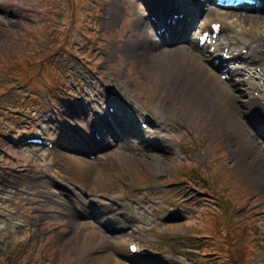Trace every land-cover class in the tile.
I'll use <instances>...</instances> for the list:
<instances>
[{"label": "rangeland", "instance_id": "1", "mask_svg": "<svg viewBox=\"0 0 264 264\" xmlns=\"http://www.w3.org/2000/svg\"><path fill=\"white\" fill-rule=\"evenodd\" d=\"M111 1L0 0V214L25 225L17 231L7 225L0 229V264H98L92 259L99 258L100 252L86 256L94 241L106 244L117 262L133 264L117 250L115 235L106 226L93 217H80V223L69 225L67 217H56L54 208L44 205L45 187L23 181L21 174L52 172L51 181L58 189L49 190H65L70 176L57 153L14 144L24 135L49 137L44 129H49L50 118L61 125L74 121L70 107L74 102H94L92 113H107L108 86L117 96L113 100L126 98L125 90L129 92L128 102L140 110L138 121L156 129L152 117L154 105L159 104V85L151 81L155 76L150 67L144 71L141 59L126 61L129 44L136 41L130 30L131 13H141L144 2L124 0L126 5L115 0L117 9L111 14ZM109 15L111 22L106 21ZM227 34L223 32L221 42ZM253 69L264 73L263 67ZM243 77L235 76L233 82ZM162 95L176 114V119L165 121L172 128L166 139L177 155L159 165L139 156L126 163L128 172L116 171L126 179L115 190L122 198L115 203L104 199L105 204L130 202L133 210L147 205L140 220L121 231L127 235L120 246L127 250L135 241L140 249L153 251L146 259H159L156 264H168V259L180 260L178 264H264L263 176L259 180L247 169L244 155L237 151L239 142L216 137L210 127L175 105L172 92ZM8 126L15 130L14 137L5 138L11 136ZM69 147L64 146L73 153ZM7 149L17 152L11 151L9 157ZM112 152L120 155L113 146L97 150L91 159ZM11 172L22 180L14 181ZM92 185L94 191L101 188L100 183ZM88 194L85 199L94 197ZM197 197L206 200L196 205ZM191 199L195 201L189 204ZM181 210L189 215L184 220L177 215ZM45 211L52 215L41 216Z\"/></svg>", "mask_w": 264, "mask_h": 264}, {"label": "bare ground", "instance_id": "2", "mask_svg": "<svg viewBox=\"0 0 264 264\" xmlns=\"http://www.w3.org/2000/svg\"><path fill=\"white\" fill-rule=\"evenodd\" d=\"M209 2L210 0H144L146 7L143 11L131 14L130 30L136 37V41L129 44L132 48L126 61L136 59L138 62L141 59L140 64L144 71L148 72L151 68L155 76V80L151 81H156L159 85V104L154 105L156 110L152 117L154 121L152 125L156 129H152L149 136L138 132L132 126L133 122H136L135 116L140 110L132 102L127 101H130L131 96L126 90L128 104L121 100L117 102L116 106L121 107V111L114 115L109 114L111 111H108V113L92 116L91 113L94 109L91 105L92 102L86 105L80 101L74 102V104H70L76 114L74 122L67 125L69 126L67 130L60 124H55V132L49 134L50 140L55 142L53 149L57 153L59 161L67 165L69 181L73 184V186L66 187L68 199L49 190V187H55L50 180L40 181V176L36 175L23 176V181H29V185H41L48 190L44 205L54 208L52 211L56 217H67L69 225L78 224L80 217L88 216L106 226L108 231L115 235L113 240L116 242L117 250H120L133 264H156L157 261H160L159 259L155 260L154 257L147 260L145 257L138 256L139 250L136 254L132 253L130 245L134 244V241L128 244L127 250L119 244L125 243L123 239L127 233L121 232L124 227L130 225L133 227L129 219H140L143 216L142 210H147V205L145 203L144 206L133 210L130 202L123 203V206L119 207V202L116 205L105 204L104 199L112 200L115 203L116 200L122 198L116 194L115 190L126 179L124 175H117L116 171L128 172L127 162L134 163L139 159V156H143L144 161H151L159 165L168 163L169 158L177 155L176 150L166 140V137L172 132V128L165 121L166 118L176 119V114L172 110V105H169L168 97L161 99L162 94L167 92L175 94V105L183 107L187 115L192 114L205 128L210 127L216 137L232 138L239 142L240 147L237 151L244 155L247 169L259 175L257 176L259 180L260 176H263L264 179V110L261 109V106L264 105V88L255 80L257 78L264 79V74L261 75L260 72L253 69L254 66L264 67V14L245 12L230 14L210 7ZM110 5V13L113 14L117 9V1H111ZM156 14L163 18L174 14H185L184 18L177 19V25L172 27L171 45L173 46L171 47H165V43H161L158 39L157 28L151 19V16ZM188 17H192L193 20L189 22ZM198 17H203L199 35L204 30L210 29L213 22H223L222 31L216 44L211 45V47H215L213 53L209 50L205 51L198 42L195 43L188 37L189 30ZM106 21L111 22V15ZM143 27H145L144 30ZM223 31L228 32L229 37L225 41L219 42ZM128 41L131 40L128 39ZM238 47L241 49L236 52ZM246 47L248 48L247 53L241 55V51ZM226 49H228L227 54L231 55V59H234V62L230 63L234 66L230 68L228 65L221 71L222 65L215 67L213 59L221 58L226 53ZM220 53L222 54L219 57ZM237 60H241V64L238 66L235 65ZM242 70L247 71V75L250 77L233 82L232 76L234 77L236 74L242 76ZM226 73H229V77L223 80L222 75ZM257 90H261L259 96L255 95ZM106 91L111 93V87L108 86ZM171 101L173 102V100ZM107 102H113V100L110 99ZM128 121H131V125L128 124ZM237 132L244 136L245 141ZM96 134H101L103 143L107 146L116 145L115 150L119 151L120 155L117 156L118 154L112 152V154L91 160L89 155L94 154L100 147L99 141L95 137L92 138ZM131 136H136L138 140H131ZM58 140L63 144V148L58 145ZM65 144L72 145L76 153H69L64 149ZM115 156L116 159H114ZM13 180L16 179L13 178ZM21 180L22 177H20ZM93 183H100L101 188L94 191L91 188ZM261 183V188H264V180ZM84 185L89 188L87 192L93 194L92 199H85L78 193V190L87 189ZM74 188L75 192L72 193L71 189ZM197 199L200 202L196 201V205H201L206 200L201 197H197ZM193 201L195 199L188 200V203L191 204ZM125 206H129L128 211H125ZM148 207L150 208V205ZM48 214L52 215L45 211L41 216ZM177 215L181 216L183 220L189 216L185 210H181V213ZM166 217H170V215L163 218ZM5 225L15 228L16 231L25 227L20 221L9 220L0 214V229L5 228ZM98 252H100L99 258L92 259L93 263L127 264L126 261L117 262L115 253L106 244H98L97 241H94L87 249L86 256L91 257V254ZM169 261L168 259V264L179 263V260Z\"/></svg>", "mask_w": 264, "mask_h": 264}]
</instances>
